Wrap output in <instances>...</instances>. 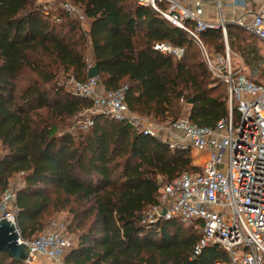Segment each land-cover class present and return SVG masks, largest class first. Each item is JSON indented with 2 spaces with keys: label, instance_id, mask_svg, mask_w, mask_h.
<instances>
[{
  "label": "trees",
  "instance_id": "16d2710c",
  "mask_svg": "<svg viewBox=\"0 0 264 264\" xmlns=\"http://www.w3.org/2000/svg\"><path fill=\"white\" fill-rule=\"evenodd\" d=\"M60 1L83 10L90 20L87 35L67 12L55 21L35 7L37 0H0V195L24 173L15 214L21 238L36 239L56 214L66 212L75 239L65 264H227L217 245L195 254L197 228L176 218L144 220L159 204L163 183L200 171L189 150H170L106 115L93 116L94 125L76 137L61 133L92 102L66 92L56 79L62 72L87 80L88 37L99 82L107 91L126 85L130 111L158 124L184 115L206 128L228 117L224 83L212 79L186 31L137 0ZM227 31L236 36V42L229 37L230 48L253 45L241 28ZM199 35L209 54L224 53L220 29ZM155 44L183 54L163 55ZM232 115L238 119L236 107ZM0 264L25 263L0 252Z\"/></svg>",
  "mask_w": 264,
  "mask_h": 264
},
{
  "label": "built area",
  "instance_id": "2783aa9c",
  "mask_svg": "<svg viewBox=\"0 0 264 264\" xmlns=\"http://www.w3.org/2000/svg\"><path fill=\"white\" fill-rule=\"evenodd\" d=\"M245 1L231 0V6L239 7ZM137 4L151 8L191 36L212 79L226 87L228 117L214 128L200 127L188 118L158 124L130 111L125 101L126 85L118 91H107L97 77L80 82L68 76L65 91L92 102L91 109L78 113L81 121L68 133L76 137L77 130L85 131L94 125L93 116L106 115L159 140L170 150H189L192 163L195 154L203 160L202 164L193 163L194 169L200 171L185 172L163 183L159 204L145 214L144 220L154 224L160 219L176 218L186 226L197 228L201 237L195 254L206 246L217 245L227 253V264H264V86L232 67L221 0H137ZM63 7L69 15L78 14V6L70 2H65ZM84 18L88 19L82 12L80 19ZM234 24L264 42V5L252 15L250 22L237 20ZM208 29L221 30L224 53L207 52L199 34ZM153 49L176 59L183 54V49L169 44H155ZM92 65L88 62V68ZM233 107L238 113L237 120L232 115ZM23 176L24 173H19L11 178L0 195V219L11 222L18 244L28 247L25 264H65L75 239L66 223L50 221L32 241L22 239L17 230L16 193L24 184Z\"/></svg>",
  "mask_w": 264,
  "mask_h": 264
},
{
  "label": "crops",
  "instance_id": "0c3cea01",
  "mask_svg": "<svg viewBox=\"0 0 264 264\" xmlns=\"http://www.w3.org/2000/svg\"><path fill=\"white\" fill-rule=\"evenodd\" d=\"M39 2L40 0H37L35 4L39 5ZM221 2L223 4L221 13L226 23V30L227 26H235L236 28H240L236 24H234V21L239 20L243 22H250L252 15L259 12L264 5V0H246L244 5H240L239 7L231 6V0H221ZM209 9L211 11L214 10L212 3H210ZM227 35L228 46L229 37L231 41L236 42V36H229L228 31ZM246 36V39L248 37H251L247 34ZM247 42L249 45H252V43L253 45L248 46L246 49L240 51L237 46V48H230L229 46L232 67L235 70H240L242 74H245L247 77H249V72L251 73V76L259 77L260 75H262V69H264V58L260 57V51L256 48L254 42L248 40Z\"/></svg>",
  "mask_w": 264,
  "mask_h": 264
},
{
  "label": "rangeland",
  "instance_id": "374dc122",
  "mask_svg": "<svg viewBox=\"0 0 264 264\" xmlns=\"http://www.w3.org/2000/svg\"><path fill=\"white\" fill-rule=\"evenodd\" d=\"M223 1V0H222ZM65 2L64 1H60V0H40L39 5L41 7H43V10L45 12V14H49L51 16V18L55 21H58V17L60 15V13L62 12H67V10H65V8L63 7V4ZM36 5L35 6H39ZM77 7V6H76ZM78 8V14L75 13L74 15H69V13L67 12V14L73 18L76 19L79 22L81 31H83L86 35L88 34V30H89V26H90V20L89 19H80V15L83 12L82 9ZM245 37L246 34H245ZM248 41L254 42L256 45V48L260 51V57L264 58V42L261 40L256 39L255 37H248L247 38ZM85 57L86 60L88 62H92V51H91V47H90V41L87 37V42L85 44ZM248 71V70H246ZM262 75H260L259 77H253L251 76V73L249 72V77L248 79L251 80L252 82L256 83V84H260L262 86H264V69H262ZM245 75V74H244ZM246 76V75H245ZM247 77V76H246ZM68 78V74H63L62 72L59 73L58 78L56 79V85H62L64 88L66 79ZM50 86L47 85L46 88H49ZM65 90V89H64ZM185 110H187V107H184ZM84 110H82L80 113H83ZM87 115H90V112L87 113ZM181 118H186L184 115ZM81 121V118L79 117V114L73 116L70 120H69V124L64 127L63 129L60 130L61 133L64 132H69L70 129L75 126L76 124H78V122ZM87 130L83 131V130H77L78 134L80 132H86ZM2 154V149L0 147V155ZM193 166V163H192ZM68 215L66 212H61L56 214L52 219V220H60L63 221L64 223L67 224L68 222Z\"/></svg>",
  "mask_w": 264,
  "mask_h": 264
},
{
  "label": "water",
  "instance_id": "95a60500",
  "mask_svg": "<svg viewBox=\"0 0 264 264\" xmlns=\"http://www.w3.org/2000/svg\"><path fill=\"white\" fill-rule=\"evenodd\" d=\"M98 78L99 71L95 65L87 70V79ZM162 214H165L163 210ZM18 235L14 225L6 219H0V252L6 253L12 259L24 263L28 257V247L18 244Z\"/></svg>",
  "mask_w": 264,
  "mask_h": 264
},
{
  "label": "bare ground",
  "instance_id": "6f19581e",
  "mask_svg": "<svg viewBox=\"0 0 264 264\" xmlns=\"http://www.w3.org/2000/svg\"><path fill=\"white\" fill-rule=\"evenodd\" d=\"M193 163H194V165L202 164L203 160L197 159L196 155L194 154Z\"/></svg>",
  "mask_w": 264,
  "mask_h": 264
}]
</instances>
